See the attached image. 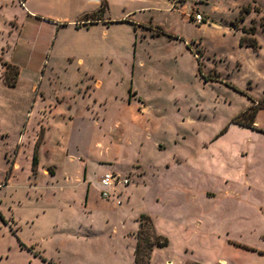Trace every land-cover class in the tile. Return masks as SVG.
<instances>
[{
	"label": "rangeland",
	"instance_id": "374dc122",
	"mask_svg": "<svg viewBox=\"0 0 264 264\" xmlns=\"http://www.w3.org/2000/svg\"><path fill=\"white\" fill-rule=\"evenodd\" d=\"M23 2L0 0V264H134L141 215L169 240L149 264H264V132L235 121L264 104V0H30L59 31ZM105 172L130 183L102 197Z\"/></svg>",
	"mask_w": 264,
	"mask_h": 264
},
{
	"label": "trees",
	"instance_id": "16d2710c",
	"mask_svg": "<svg viewBox=\"0 0 264 264\" xmlns=\"http://www.w3.org/2000/svg\"><path fill=\"white\" fill-rule=\"evenodd\" d=\"M100 11V10H99ZM87 17V16H86ZM99 18L95 19V21H98ZM85 21H89L88 18L85 19ZM62 24V23H60ZM78 26V25H77ZM253 31V29H252ZM251 45H255L256 44V40L255 39H252L251 41H249ZM240 44H244V40L241 39L240 40ZM6 65V69H14L13 65H11L10 63H5ZM16 73L18 72L16 69H15ZM8 71H6V81L8 82L9 85H12V83L10 81H8ZM258 108H264V104L262 105H257L254 107V108H250L246 111H244L242 113V117H245V120H238L236 119V123L244 126V127H248V128H251L253 130H259L261 132H264V129L261 128V127H258L256 124H255V117H256V114H257V111H258ZM39 145H40V141H38V143H36V146H35V151H34V155H33V162H32V169H36V165L38 164V148H39ZM9 174V173H8ZM141 218L145 219V220H141L140 222V228L138 230V237H137V243H136V247H135V250H134V264H149L150 262V251L153 250V247L154 246H160V247H164V246H167L168 245V238L163 235V234H160V233H157L156 230H155V227L153 225V222H152V219L149 215H141ZM148 227V228H151V233H152V239L149 241L147 240L146 237L143 236V230L145 227ZM144 241H145V245L146 247L144 246ZM23 246L24 243L23 242H20ZM239 245V244H238ZM146 249L148 251H146Z\"/></svg>",
	"mask_w": 264,
	"mask_h": 264
},
{
	"label": "built area",
	"instance_id": "2783aa9c",
	"mask_svg": "<svg viewBox=\"0 0 264 264\" xmlns=\"http://www.w3.org/2000/svg\"><path fill=\"white\" fill-rule=\"evenodd\" d=\"M190 1L193 4H197L202 0H190ZM191 18L194 19L196 22H201L204 20V16L200 12L195 13V15L191 16ZM121 183L128 184L130 183V179L128 177H122L119 173L105 172L100 178V185L104 187V189L101 190L102 197L105 198L110 197L111 196L110 188H112L116 184H121Z\"/></svg>",
	"mask_w": 264,
	"mask_h": 264
},
{
	"label": "crops",
	"instance_id": "0c3cea01",
	"mask_svg": "<svg viewBox=\"0 0 264 264\" xmlns=\"http://www.w3.org/2000/svg\"><path fill=\"white\" fill-rule=\"evenodd\" d=\"M24 4H25V7L24 8L21 7V9L24 10V13H25L26 18L29 17V18L39 19L41 21V25H44L45 24V22H42V21H46L48 23L47 25L51 26L56 31H59V29H60L61 26H58V23H55L54 20H56V19H53L51 17H47V16H44V15H41L38 10H36L34 8H31L30 0H25ZM0 7H3V4H1ZM85 16L86 15H84L83 17H85ZM79 19H82V18H79ZM82 20L85 21V18L82 19ZM68 21L72 25H76V26L78 25L77 21H75V20H68ZM98 21H95V23H96L95 25L99 24ZM86 23H88V21ZM256 116H257V114H256ZM255 124L257 125V123H256V117H255ZM232 243H234L236 246H245V244H241V243H238V242H234L233 240H232ZM252 249L255 250L254 248H252ZM259 253L260 254H264V251L259 250ZM168 264H173V262L169 261Z\"/></svg>",
	"mask_w": 264,
	"mask_h": 264
}]
</instances>
